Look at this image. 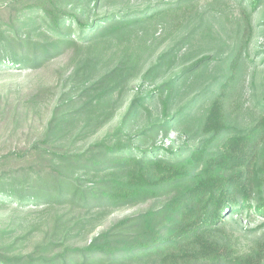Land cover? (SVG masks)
Segmentation results:
<instances>
[{
	"label": "trees",
	"instance_id": "trees-1",
	"mask_svg": "<svg viewBox=\"0 0 264 264\" xmlns=\"http://www.w3.org/2000/svg\"><path fill=\"white\" fill-rule=\"evenodd\" d=\"M102 1L0 6V70L35 72L64 56L72 65L54 103L56 93L38 91L39 82L6 116L0 107V122L22 128L0 156V210L13 212L0 226V264H264V236L243 249L237 227L244 217L264 220V91L249 124L233 103L253 36L251 12L264 0H239L233 52L216 90L201 87L173 113L181 88L199 79L210 57L180 55L189 33L162 51L155 40L160 29L182 28L193 5L125 3L99 13ZM134 89L114 129L78 146ZM200 98L208 104L191 121ZM41 99L48 115L35 124L32 106ZM151 104L161 123L138 126ZM174 122L196 145L155 143L173 133ZM144 137L149 147L141 146ZM32 209L39 214L29 221L15 214Z\"/></svg>",
	"mask_w": 264,
	"mask_h": 264
},
{
	"label": "rangeland",
	"instance_id": "rangeland-1",
	"mask_svg": "<svg viewBox=\"0 0 264 264\" xmlns=\"http://www.w3.org/2000/svg\"><path fill=\"white\" fill-rule=\"evenodd\" d=\"M9 1L11 0H0V6ZM173 1L175 0H103L101 2L99 13H103L107 9H116V7L123 4L125 5V3L129 5L130 9H134L139 6L142 7L149 4ZM181 2H190L193 5V13L182 28L173 30L170 35H167L168 33L164 34L162 29L159 30V38L155 40L157 42V51H162L172 43V40H179L183 35L189 33L192 34V36L185 39V46L180 52V55L185 54L188 57L192 55L195 59L204 56H209L210 58L208 59V62L205 63V68H202L200 77H198L199 79L195 82L191 80L185 88H181V93L176 100H174V106L171 109V113L196 96L201 87L209 84V88L212 89V91L216 90L217 83L222 79V75H224L225 64L223 59L229 52H233L235 29L237 21L241 17L239 0H181ZM250 21L253 25V36L251 37L248 46L245 47L243 51V54L246 55L248 59L245 60L241 77L234 86L233 96V103H238L239 107V121L243 124H249V122H252L259 112H261V108L259 107H263L260 106L259 103H263L261 97L264 91V2L252 10ZM71 67L72 65L69 59L67 56H64L61 60L49 64V67H46V69L43 68L42 70H36L35 72L23 69L0 70V107H5L4 115L10 110L9 108L13 101L26 98V96L30 95L32 92L34 85L36 84L37 86L39 82L40 84L37 87L38 91L43 90L42 92L48 94L51 90L53 93H56L57 91L59 94L63 84L68 78ZM135 91V89L130 91L126 102L116 111L110 122L100 128L96 133L79 141L77 145L84 147L86 144L95 141L104 136L107 132L112 131L124 113L127 101L133 96ZM57 93L52 96L51 103L56 101L58 96ZM46 103V99H41L32 106L33 110L39 115L37 116V122L35 124L48 115L45 106ZM207 104L208 99H199L196 107L191 111V121H194L196 117L201 116V113ZM149 107L150 114L143 113L140 117L138 126H148L147 122L149 124L161 123L162 118L154 104H151ZM11 112L13 111H10V115ZM16 117L18 116L16 115ZM183 127L184 126L181 123L178 124L174 122L171 124V129H173L172 132L175 135L173 136V141H171L168 146L173 145L174 147H177L182 144V142H187V145L191 147L196 145L197 140L189 139L188 134L183 132ZM21 129L22 128H15L12 121H8L6 117L1 120L0 156L8 152L13 144L16 143L17 139L22 137ZM24 129V132L26 133L28 130L26 128ZM36 137L38 136L35 132L30 133V138L34 139ZM163 138L164 136L159 134L156 136V141H154L159 145ZM144 139L145 142L147 141V145L146 143H141V146L149 147L151 142L150 138L144 137ZM38 210L39 209H32V213L22 211L19 213L16 212L15 214L27 215L28 218L26 220L29 221L32 218L37 217V214H39V212H37ZM11 214H13V212L0 210V226L7 223L9 219L8 215ZM237 225L241 232V247L243 249L248 248V245L257 237L264 236V220L259 216H253L249 219L244 217L241 224Z\"/></svg>",
	"mask_w": 264,
	"mask_h": 264
},
{
	"label": "built area",
	"instance_id": "built-area-1",
	"mask_svg": "<svg viewBox=\"0 0 264 264\" xmlns=\"http://www.w3.org/2000/svg\"><path fill=\"white\" fill-rule=\"evenodd\" d=\"M175 134L174 133H169L166 137H164L161 141V145H163L164 147H167L169 145V143H171V141H173V136Z\"/></svg>",
	"mask_w": 264,
	"mask_h": 264
}]
</instances>
